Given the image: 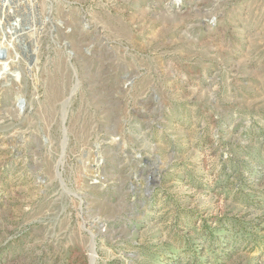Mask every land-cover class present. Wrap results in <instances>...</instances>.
I'll use <instances>...</instances> for the list:
<instances>
[{
	"label": "rangeland",
	"instance_id": "rangeland-1",
	"mask_svg": "<svg viewBox=\"0 0 264 264\" xmlns=\"http://www.w3.org/2000/svg\"><path fill=\"white\" fill-rule=\"evenodd\" d=\"M0 264H264V0H0Z\"/></svg>",
	"mask_w": 264,
	"mask_h": 264
}]
</instances>
